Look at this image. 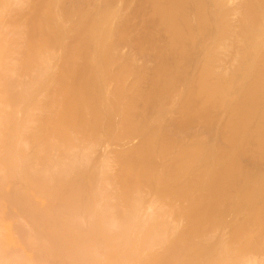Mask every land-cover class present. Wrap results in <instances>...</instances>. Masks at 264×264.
I'll return each mask as SVG.
<instances>
[{"label": "bare ground", "instance_id": "bare-ground-1", "mask_svg": "<svg viewBox=\"0 0 264 264\" xmlns=\"http://www.w3.org/2000/svg\"><path fill=\"white\" fill-rule=\"evenodd\" d=\"M0 264H264V0H0Z\"/></svg>", "mask_w": 264, "mask_h": 264}]
</instances>
